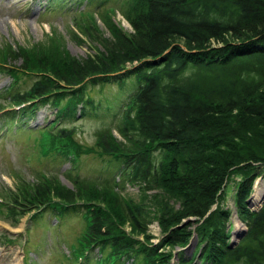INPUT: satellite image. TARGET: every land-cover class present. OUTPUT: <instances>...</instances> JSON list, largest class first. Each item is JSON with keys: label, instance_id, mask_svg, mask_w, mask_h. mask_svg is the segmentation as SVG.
<instances>
[{"label": "trees", "instance_id": "obj_1", "mask_svg": "<svg viewBox=\"0 0 264 264\" xmlns=\"http://www.w3.org/2000/svg\"><path fill=\"white\" fill-rule=\"evenodd\" d=\"M128 2L122 16L131 33L112 23L108 38L81 30L100 44L94 56L6 48L0 73L11 77L6 94L21 114L43 105L57 109L50 127L73 117L79 106L93 107L85 98L88 87L130 84L124 142L104 133L96 147L122 161L131 182L155 193L124 201L93 186L77 185L73 193L46 180L24 193L25 204L13 198V206L24 207V215L56 198L66 210L86 209L91 219L81 246L107 249L111 262L168 264L171 255L159 250L169 246L181 249L177 264H264V203L256 212L246 207L254 181L264 177V0ZM8 58L21 63L13 66ZM29 75L35 76L30 88L14 89ZM63 137L65 153L76 154L70 133ZM155 154L161 156L157 163ZM233 176L241 179L234 198L247 228L236 246L230 245L228 209L219 203L210 211ZM9 213L16 218L12 208ZM153 221L162 233L157 244L146 234ZM194 233L196 250L186 259Z\"/></svg>", "mask_w": 264, "mask_h": 264}, {"label": "rangeland", "instance_id": "obj_2", "mask_svg": "<svg viewBox=\"0 0 264 264\" xmlns=\"http://www.w3.org/2000/svg\"><path fill=\"white\" fill-rule=\"evenodd\" d=\"M128 1L105 0L96 8L97 0H0V52L6 48L13 51L41 48L46 52H65L75 59L94 56L101 50L100 44L93 36L82 34L81 30L92 35L94 30L99 37L108 38V25L112 23L131 33L130 25L122 16ZM8 61L13 66L21 63L10 58ZM34 81L35 76L32 75L20 77L14 89L23 91ZM11 83V77L0 73L1 261L5 259L6 264H120L106 259L107 249L86 251L81 246L91 219L86 209L66 210L65 203L52 197L46 207L40 206L23 215L26 209L18 203L13 206V198L25 204L24 193L32 194L33 189L46 180L56 182L73 193L79 189L77 185L93 186L97 192L118 195V199L124 201L137 202L144 195L155 193L145 192L142 186L131 182L124 163L100 154L96 147L97 139L104 133L123 141L120 131L124 105L132 94L131 85L119 86L111 82L88 87L85 98L91 99L93 107L81 111L79 106L73 117H66L50 127L57 120V109L43 105L32 114H21L6 94ZM60 129H65L64 134L70 133L77 146L76 154L72 151L65 153L67 148L62 146L67 143L61 139L64 134ZM153 158L157 163L161 156L155 154ZM240 180L237 176L226 179L222 186L223 198L216 200L210 210H215L219 203L228 209L231 246L239 243L247 229L237 214L234 198ZM263 180L264 177L254 181L246 200V207L251 212L260 210L264 203L263 196L257 205H251L255 184ZM102 199H107V196ZM10 208L17 212L16 218L10 216ZM193 220L192 217L185 219L180 226ZM235 225L239 229L237 232L233 229ZM123 229L128 232L130 227L126 223ZM146 234L152 238L151 243L159 242L162 233L156 221L148 226ZM136 238L143 241L144 237ZM188 244L189 247L183 251L186 259L193 257L196 250L195 233ZM180 251L169 246L159 250L164 255H171L168 264L178 263Z\"/></svg>", "mask_w": 264, "mask_h": 264}, {"label": "bare ground", "instance_id": "obj_3", "mask_svg": "<svg viewBox=\"0 0 264 264\" xmlns=\"http://www.w3.org/2000/svg\"><path fill=\"white\" fill-rule=\"evenodd\" d=\"M263 196H264V180L263 181H257L255 184V187H254V193L251 197V205H253V206L257 205ZM233 229L236 232H237V230H239L238 227H236V225L234 226ZM2 257L0 259V264L8 263L5 259H3V261H1Z\"/></svg>", "mask_w": 264, "mask_h": 264}, {"label": "water", "instance_id": "obj_4", "mask_svg": "<svg viewBox=\"0 0 264 264\" xmlns=\"http://www.w3.org/2000/svg\"><path fill=\"white\" fill-rule=\"evenodd\" d=\"M231 234H233V233H231ZM232 244V242H230V245ZM189 247V245L185 248V249H187Z\"/></svg>", "mask_w": 264, "mask_h": 264}]
</instances>
